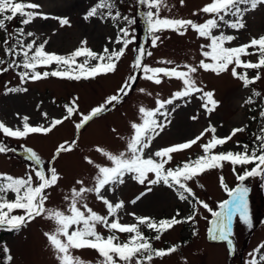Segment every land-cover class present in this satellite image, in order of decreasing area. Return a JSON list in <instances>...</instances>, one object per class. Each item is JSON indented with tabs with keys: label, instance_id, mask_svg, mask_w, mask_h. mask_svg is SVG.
I'll return each instance as SVG.
<instances>
[{
	"label": "rangeland",
	"instance_id": "1",
	"mask_svg": "<svg viewBox=\"0 0 264 264\" xmlns=\"http://www.w3.org/2000/svg\"><path fill=\"white\" fill-rule=\"evenodd\" d=\"M42 5L41 11L49 15V19L37 18L31 24L24 25L25 32L32 31L35 37L25 36V43L36 39V43L48 40L45 50L58 54H69L77 47L81 46V41H87V47L100 53L107 46L109 50L119 49L122 45L116 44L115 39L118 33V26L125 27L126 22L120 20L114 24L110 19H101L99 16L85 19L87 12L95 6L99 0H32ZM116 8L122 16L127 15L134 18L135 23L129 27L131 35L135 40L128 46L124 56L118 62L115 73L100 75L95 79H81L80 81L48 77L39 81H21L19 72L25 71L21 67H13L6 72H0V121L10 127H22V117H29V123L33 126L44 124L48 126L53 118H62L66 115L65 104H71L73 99H77L78 108L76 113L57 126L49 134H30L26 138H11L0 132V141L5 143L10 151L0 153V173H7L14 177H24L32 171L33 162L27 159L26 148L33 149L45 162V168L51 166L57 168L61 179L57 186L46 190L49 199L46 207L67 211L68 202L64 197L70 195V189L76 185L77 180H83L88 187L93 186L94 176L97 169L94 164L108 165L109 161L97 147L118 153L126 149V139L132 134L131 122H140L141 106L147 109H155L156 101L166 100L175 91L181 90L182 82L178 79L163 77L162 83L157 85L144 78V73L140 69H134L133 63L138 54V49L143 47L152 53L145 55L143 62L150 67H175L191 64L198 66L201 59L210 62L202 56V45H207L210 40L199 37L198 34L189 28L183 35L174 31H164L159 33L161 40L157 46L153 47L151 38L147 32V25L143 18V12L147 7L138 5L137 0H115ZM169 8L161 9V16L171 18L192 19L198 23H203L210 18V14L199 12L210 0H184L181 5L179 0H166ZM241 7H244L243 5ZM170 9V10H169ZM154 10V9H153ZM106 12L107 10H100ZM196 12L198 15L194 16ZM51 17H67L70 24L61 27L59 21ZM226 19H234L227 16ZM246 27L241 30L228 28L221 22L219 29L213 30V34L218 35L221 31L226 35H234L236 39L227 42L225 46L235 47L248 43L251 38L264 35V5H260L255 10L246 12L244 15ZM8 31H13L17 22H7ZM134 30V31H133ZM6 31L0 30V39L5 40ZM38 38V39H37ZM111 38V40H109ZM131 38V36L129 37ZM10 42V39H9ZM5 45H0V59L6 61L0 64V68L7 67L12 60L20 63L22 55H11L7 57L4 51ZM204 50H210L205 48ZM250 52L254 49H249ZM81 57L77 58L80 59ZM258 55L242 56V60L256 62ZM162 60H171L173 64L160 63ZM95 64L96 61H92ZM234 66V65H232ZM229 71L222 74H215L212 71L199 69L194 74L199 87L205 91H214V99L219 101L216 109L208 113L203 107L201 93H195L191 97L176 100L172 105H167L170 115L167 117L171 123L167 124L164 131L157 136L151 144V148L146 151V155L154 153L156 150L185 142L199 135L205 128L212 125L216 128V135L227 136L235 128L244 127V131L238 132L223 147H217L219 151H243L242 145L254 146L255 137L261 135L264 129V117L256 110L253 114L250 111V104L244 101L252 89L261 93L259 102L264 107V68L244 69L238 68L241 74L247 72L249 78L256 76L260 72L261 78L248 88L243 86V82L235 78ZM56 65L49 67H39L38 71H51ZM129 75H135L136 81L129 93L115 106H109L108 110L94 117L81 129L77 130L75 124L82 116L88 114L94 107L102 104L106 98L117 92L122 83ZM6 87L27 88L26 92L7 93ZM145 89L141 92L140 89ZM179 105L173 112L172 108ZM39 106V107H38ZM163 111V109L161 110ZM48 116H42V113ZM19 114V115H17ZM196 116L193 120L191 117ZM259 117V119H253ZM161 122L165 117L157 116ZM211 133L205 136L191 149L173 154V160L166 167L175 168L189 158L195 159L202 155L200 147L211 138ZM124 137L125 139H121ZM73 140L76 144L70 152L61 153L53 161L52 157L56 153L57 147ZM239 142V146L238 143ZM259 141H255V143ZM256 143V144H258ZM14 150V151H13ZM85 157L94 161L90 165ZM254 165L237 166L236 172L242 173L245 168L250 169ZM223 175L225 182L230 188H234L240 182L232 171V165L225 162L222 169L207 171L200 175L197 180L189 181V186L195 192V196L205 201L218 210L219 203L229 199L228 193L222 188L219 177ZM33 178L35 176L33 172ZM149 178H154L149 174ZM245 185L249 187L248 205L252 218V227L246 225L239 219V215L233 217L232 221V247L227 241L212 240L209 238V228L212 227L213 217L211 213L195 204V200L189 197V202L181 201L175 190L163 183L157 185L139 184L131 178L125 177V183L115 187L114 191L105 192L108 199L113 202L123 200L125 207L119 212L121 223H135L131 213L141 216H149L159 221L162 218H171L179 211L178 219H183L193 214L194 207L198 209L193 221H185L172 229L164 232L160 240L153 237L156 233L153 230L141 226L142 231L148 236L156 249H167L172 245L176 251L163 258L156 257L151 264H249L250 253L258 245L264 243V179L260 177L248 178ZM198 185H203L201 188ZM152 191L147 192L135 204L131 201L141 193H145L147 188ZM8 199H14V194L9 193ZM193 201V202H192ZM89 207L102 215H107V210L103 202L99 201L94 193L86 194V201ZM83 210V209H82ZM13 215H23V210H14ZM55 224L49 219L37 217L27 222L24 226L9 230L7 226H0L4 234L2 243L3 252L8 253L12 259L7 264H58V260L47 240L45 233L54 230ZM15 230V231H14ZM97 230L103 235L109 234L103 226H97ZM195 233V234H194ZM121 241L127 240L129 234L117 233ZM5 248L7 251H5ZM264 252V250H262ZM73 254L81 257L85 261L97 264L101 259L95 250L82 249L73 250ZM7 256V257H8ZM258 258V256H257ZM147 264V262H146ZM264 264V262H261Z\"/></svg>",
	"mask_w": 264,
	"mask_h": 264
},
{
	"label": "snow or ice",
	"instance_id": "2",
	"mask_svg": "<svg viewBox=\"0 0 264 264\" xmlns=\"http://www.w3.org/2000/svg\"><path fill=\"white\" fill-rule=\"evenodd\" d=\"M180 4H184V0H179ZM138 5L147 7V11L143 12V18L147 25V32L151 38L153 47L157 46L161 40L159 33L164 31H174L183 35L189 28L194 30L199 37L207 38L210 43L202 45V56L205 59L199 61L198 66L191 64L180 65L175 67H150L143 62L145 55L151 56L150 51H146L140 47L135 57L133 68L140 69L144 73V78L159 85L162 83L163 77L169 79L175 78L182 82L181 90L175 91L172 96L166 100H157L155 109H147L143 106L139 108L141 115L140 122H131L130 127L132 134L126 139V149L118 153L97 147L96 151L100 152L109 161L108 165L94 164L90 158L85 157L88 164H94L97 169L94 176V184L88 187L83 180H77L76 185L70 189V195L64 197L68 202L67 211L56 208L46 207V201L49 199L46 190L57 186L62 178L56 167L51 166V162L47 169L42 158L31 148H26L27 159L33 162L32 171L24 177H14L7 173H0V226H7L9 230L19 229L27 222L37 217H43L54 222L55 228L50 232H46L45 236L58 260V264H92L91 261H85L81 257L73 254V250L91 249L95 250L99 257L97 264H151L156 258H163L176 251V247L172 246L167 249H156L148 236L144 234L141 226L153 230L156 235L155 240H160L161 235L185 221H193L198 211L194 207L193 214L178 219L180 215L177 211L176 215L171 218H162L159 221L149 216H141L131 213L135 219V223H121L119 212L124 209L125 202L118 200L116 202L108 199L105 192L114 191L116 186L125 183V177L131 176L132 179L139 184L157 185L163 183L175 190L181 201L189 202V197L211 213L213 220L212 227L209 228V235L213 240L227 241L229 247H232L230 236L232 235V221L237 214L239 219L249 227H252V218L249 213L248 193L249 187L245 185L248 178L260 177L264 179V129L262 134L255 137L254 146L249 148L245 144L241 147L243 151H219L217 147H223L238 132L244 131V127L235 128L231 133L224 137L216 135V128L209 125L199 135L185 142L177 143L171 146L163 147L154 153L146 155V151L151 148L154 139L164 131L167 124L171 123L167 117L170 113L167 105H172L176 100H182L191 97L195 93H201L200 99L204 101L202 107L208 112H213L219 105V101L214 99V91H205L203 87L197 85L194 74L198 68L204 71H212L219 75L229 71L231 74L243 82V86L248 88L261 78L260 72L257 71L256 76L249 78L247 72L243 74L237 71L238 68L244 69H261L264 68V35L258 38L253 37L248 43L235 46H225L227 42L236 39L234 35H226L221 31L218 35L213 34V30L221 27V22L228 28L241 30L246 27L244 15L246 12L257 9L258 6L264 5V0H210L203 6L199 12L210 14V18L203 23H198L192 19L171 18L161 16V9H168L166 0H137ZM244 7H241V6ZM42 5L32 0H0V30L7 31V22L13 21L20 17L22 25H29L35 19H49V15L41 11ZM107 10L102 12L100 10ZM154 9V10H153ZM170 10V9H169ZM194 16L198 13L194 12ZM99 16L101 19L110 18L114 24L120 20L126 22L125 27H119L115 39V43L122 45L119 49L109 50L105 46L102 52L97 53L87 47V41H81V46L77 47L69 54H58L45 50L48 40L37 44L36 39L31 42L24 43L21 39L23 36L35 37L32 31L25 32L23 27L16 28L13 33L8 34V38L3 41L5 45L4 51L9 55H22L23 60L17 63L12 60L7 67L0 68V72H6L13 67H21L25 71L19 72L21 81L31 80L39 81L48 77H56L62 79L76 80L95 79L100 75L115 73L118 68V62L124 56L126 49L135 40V36L131 35L129 27L135 23L134 18L121 14L116 8L115 0H99L86 14L85 19ZM231 16L234 19H226ZM59 21L61 27L70 24L67 17H51ZM134 31V30H133ZM15 38V43L9 46V39ZM131 36V38H129ZM38 39V38H37ZM111 40V38H109ZM205 48L210 50H204ZM249 49H254L250 52ZM258 55L256 62L242 60V56ZM83 57L82 62H78L77 58ZM92 61H96L92 64ZM6 61L0 59V64ZM160 63L173 64L171 60H162ZM55 64L56 67L51 71H38L39 67H49ZM136 81L135 75H129L122 83L117 92L110 95L106 100L97 107L90 110L88 114H81L82 119L75 124L77 130L81 129L87 122L94 117L108 110L109 106H115L119 103L129 91ZM27 88L6 87L5 94L26 92ZM141 92L145 89L141 88ZM253 96L259 97L261 93L253 91ZM77 99H73L71 104H65L66 115L62 118H53L48 126L39 124L33 126L29 123V117H22V127H10L3 121H0V132L11 138H26L30 134H49L57 126L61 125L65 120L71 118L76 113L78 104ZM245 104L253 103L252 97L244 101ZM39 107V106H38ZM179 105L172 108L174 112ZM163 109V111H161ZM19 115V114H17ZM165 117V121L161 122L157 116ZM259 115L264 117V110ZM47 117L48 114L42 113ZM191 119L196 120L193 116ZM255 119V118H254ZM211 133V138L206 143L200 145L203 154L198 155L195 159L189 158L177 165L175 168L166 167L172 160L173 154L184 150L191 149L205 136ZM121 139H125L121 137ZM238 146H239V142ZM76 141L71 143L65 141L61 143L55 155L52 157L54 161L57 156L64 152L73 150ZM10 151L8 146L0 141V153ZM14 151V150H13ZM232 165V171L236 176V180L240 183L236 187L230 188L225 182L223 175L219 177L222 188L228 193L229 199L219 203L218 210H213L208 203L200 200L195 196V192L189 186V181L197 178L210 170L222 169L224 163ZM254 165L250 169L245 168L242 173L236 172L237 166ZM33 172L35 181L33 178ZM152 174L154 178H149ZM203 188V185H198ZM151 187L147 188L145 193H141L131 201L135 204L147 192H151ZM13 193L14 199L9 200L8 194ZM94 193L96 198L103 202L106 207L107 215L99 214L94 211L86 201V194ZM83 209V210H82ZM14 210H23V215H13ZM103 226L108 230L107 236L97 230V226ZM117 233L129 234L128 239L121 241ZM195 234V233H194ZM264 243H261L250 253L251 259L249 264H261L264 262ZM5 251L7 249L5 248ZM258 256V258H257ZM7 259L10 261L12 257L9 255Z\"/></svg>",
	"mask_w": 264,
	"mask_h": 264
},
{
	"label": "trees",
	"instance_id": "3",
	"mask_svg": "<svg viewBox=\"0 0 264 264\" xmlns=\"http://www.w3.org/2000/svg\"><path fill=\"white\" fill-rule=\"evenodd\" d=\"M20 20H21V18L20 17H17V18H15L13 21L16 23L17 22V26L14 28V30L16 29V28H19V27H23L24 28V25H22L21 24V22H20ZM8 24V23H7ZM8 26V25H7ZM119 27H121V26H118V28ZM8 28L9 27H7V31H6V35H7V37H8V34L9 33H13L14 34V36H15V33H14V30L13 31H8ZM14 36H13V38H11L10 39V42H9V46L11 45V44H13V43H15V38H14ZM21 39L24 41V43H25V36H23V37H21ZM3 41L4 40H2V39H0V45H2L3 44ZM26 44V43H25ZM11 55H9V54H7V57H10ZM83 57H81L80 59H77L78 60V62H82L83 61ZM253 91H254V89H252L251 90V92L249 93V95H248V97H247V99L249 98V97H252V100H253V103H251L250 105V111H251V114H253L256 110H259V111H261V110H264V107L262 106V104L259 102V99H260V96L259 97H256V96H253ZM256 91V90H255ZM259 119V117H254L253 116V119ZM256 143H258V142H256ZM193 202V201H192ZM15 231V230H14ZM4 242V234H3V232H1V230H0V264H7V263H9V260L7 259V256H8V253H4L3 252V247H2V243ZM172 246H174V245H172ZM171 246V247H172Z\"/></svg>",
	"mask_w": 264,
	"mask_h": 264
}]
</instances>
